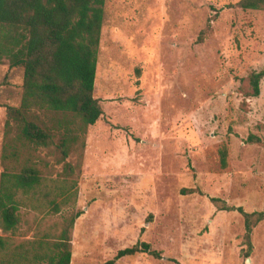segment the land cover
Listing matches in <instances>:
<instances>
[{
  "label": "rangeland",
  "instance_id": "obj_1",
  "mask_svg": "<svg viewBox=\"0 0 264 264\" xmlns=\"http://www.w3.org/2000/svg\"><path fill=\"white\" fill-rule=\"evenodd\" d=\"M236 2L105 0L93 90L103 115L66 159L54 147L24 148L8 165L29 161L43 177L20 208L18 233L0 229L9 252L31 255L30 241H52L79 212L70 264H102L137 242L161 257L139 253L115 264H264V220L248 249L242 215L211 202L264 209V146L248 141H264V78L257 97L245 96L247 76L264 69V10ZM7 62L0 173L4 143L16 133L11 123L5 134V106L19 105L23 81ZM63 183L65 198L55 194Z\"/></svg>",
  "mask_w": 264,
  "mask_h": 264
},
{
  "label": "trees",
  "instance_id": "obj_2",
  "mask_svg": "<svg viewBox=\"0 0 264 264\" xmlns=\"http://www.w3.org/2000/svg\"><path fill=\"white\" fill-rule=\"evenodd\" d=\"M104 3L105 0H0V63L7 60L10 68L23 70L20 103L5 106V134H10L11 123L15 124L16 133L14 139L5 141L1 156L0 229L4 233H18L20 208L28 196L39 193L43 186V177L34 164L25 161L20 169L12 170L8 167L11 161H18L24 148L41 147H54L66 159L80 139L84 146L87 127L103 115L93 90ZM236 6L264 10V0H237ZM263 78L264 69L251 72L246 78L245 96L257 97ZM41 115H55L56 121L47 122ZM248 141L264 146V141L255 135H250ZM222 161L225 165V151ZM74 185L72 182L71 187ZM68 191L64 183L55 188V194L62 198L69 195ZM211 202L220 210L242 215L244 241L250 249L251 233L264 220V209L246 212L216 197ZM55 207L58 212L59 204ZM79 215L77 212L66 220L52 241H30L31 255L21 250L9 252L10 245L0 238V264H70L71 230ZM13 247L21 249L26 244ZM139 253L161 257L148 243L137 242L118 250L102 264H115L122 257Z\"/></svg>",
  "mask_w": 264,
  "mask_h": 264
}]
</instances>
